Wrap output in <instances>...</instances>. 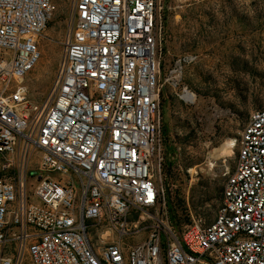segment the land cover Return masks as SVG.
I'll return each mask as SVG.
<instances>
[{
  "label": "built area",
  "instance_id": "obj_1",
  "mask_svg": "<svg viewBox=\"0 0 264 264\" xmlns=\"http://www.w3.org/2000/svg\"><path fill=\"white\" fill-rule=\"evenodd\" d=\"M160 4L72 0L43 106L26 78L56 4L0 0V264H264V109L241 132L214 220L179 231L169 219L161 94L169 84L196 106L184 77L199 56L167 65ZM149 209L148 235L128 243Z\"/></svg>",
  "mask_w": 264,
  "mask_h": 264
},
{
  "label": "rangeland",
  "instance_id": "obj_2",
  "mask_svg": "<svg viewBox=\"0 0 264 264\" xmlns=\"http://www.w3.org/2000/svg\"><path fill=\"white\" fill-rule=\"evenodd\" d=\"M54 2L53 19L40 39L41 58L26 78L29 98L39 105L56 78L72 5V0ZM160 14L167 65L182 51L199 56L184 77L198 104L182 103L169 84L161 94L168 216L181 231L193 218L214 220L236 166L241 132L251 113L264 109V0H161ZM233 139L234 148L227 150ZM154 214V209L138 213L143 220L128 243L146 238Z\"/></svg>",
  "mask_w": 264,
  "mask_h": 264
},
{
  "label": "bare ground",
  "instance_id": "obj_3",
  "mask_svg": "<svg viewBox=\"0 0 264 264\" xmlns=\"http://www.w3.org/2000/svg\"><path fill=\"white\" fill-rule=\"evenodd\" d=\"M49 100H50V99H49V97H48V98L45 100L43 106H47V105L49 104ZM235 143H236V140H235V139H233V140H228V142L225 144L227 150H228V149L232 150V149L234 148V146H235ZM193 172H194V171H193Z\"/></svg>",
  "mask_w": 264,
  "mask_h": 264
}]
</instances>
